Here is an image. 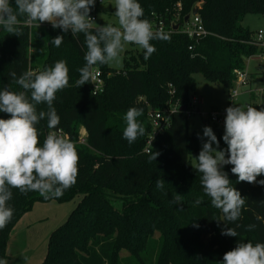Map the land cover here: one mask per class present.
Returning <instances> with one entry per match:
<instances>
[{
  "label": "trees",
  "instance_id": "1",
  "mask_svg": "<svg viewBox=\"0 0 264 264\" xmlns=\"http://www.w3.org/2000/svg\"><path fill=\"white\" fill-rule=\"evenodd\" d=\"M144 17L151 23L162 19L169 41H152L156 52L144 60L143 50L126 58L123 68L98 66L105 81L102 93L94 94L92 82L75 87L78 69L86 63L84 36L78 37L53 29L49 23L24 28V35L7 34L0 27V88L20 90L12 81L27 70H38L65 60L69 69V87L56 94L53 106L60 116L58 129L77 139L78 123L86 132L87 146H76L79 174L76 183L60 198L44 199L36 192L21 194L12 189L8 202L14 209L11 221L0 229V260L7 258V243L21 217L37 201L67 202L78 198L66 222L52 232L46 256L41 264H222L223 255L239 242L264 243V185L237 182L226 165L232 186L246 198L236 237L222 235V213L211 206L195 170L192 156H198L201 139L189 131L191 99L197 90L196 75L213 84L234 88L237 72L246 69L247 60L258 53L254 33L243 26L248 14L264 15V0H138ZM181 2V9L177 8ZM15 7L14 0H11ZM208 34L190 38L182 32L185 17L196 4ZM97 6L92 9L94 14ZM154 13V14H153ZM172 27V26H171ZM64 36L59 48L50 41ZM262 72V71H260ZM262 74V73H260ZM250 84L254 74L250 73ZM253 96V95H252ZM254 98V96H253ZM187 106L173 113L171 125L155 136L150 152L145 151L152 133L149 113L174 105ZM260 110L262 105L248 104ZM44 108L46 106H38ZM143 110L138 117L145 135L129 144L123 138L126 111ZM0 118H8L0 113ZM221 148L223 132L218 125ZM40 143L50 131L46 121L37 125ZM57 129V130H58ZM158 152L154 161L151 153ZM165 181L163 190L156 181ZM264 175L257 177V181ZM176 194L182 196L174 203ZM203 196L200 205L195 204ZM256 227L249 231L248 226ZM123 252H126L124 255Z\"/></svg>",
  "mask_w": 264,
  "mask_h": 264
},
{
  "label": "clouds",
  "instance_id": "2",
  "mask_svg": "<svg viewBox=\"0 0 264 264\" xmlns=\"http://www.w3.org/2000/svg\"><path fill=\"white\" fill-rule=\"evenodd\" d=\"M0 0V27L10 35H24V28L49 23L53 29L72 36H84L87 51L85 64L78 69L79 78L75 87L95 80L98 66H120L122 53L128 45H136L149 60L156 52L152 41H169L170 36L162 29L154 30L153 24L144 17V9L138 0H115L114 15L117 25H97L90 15L96 0ZM154 14V13H153ZM64 42L63 35H57L50 43L59 48ZM20 90L0 88V229L11 221L14 209L9 205L12 189L21 194L36 192L44 199L60 198L71 188L79 174L77 148L66 135L57 131L60 116L53 106L56 94L69 87V69L65 60L38 70H27L17 76L9 74ZM46 107L40 108L38 106ZM224 134L226 145L221 148L210 126L203 128L198 138L202 147L195 158V170L201 174L200 183L211 206L222 213L225 225L231 222L235 227L225 226L221 234L236 237L240 233L237 221L241 219L246 198L232 186L229 175L224 171L231 165V173L237 182L264 185V108L257 110L251 105L229 106L226 108ZM143 110L131 107L123 119V138L129 144L145 135V127L138 117ZM46 121L50 130L43 143L37 125ZM206 138V139H205ZM158 152L151 153L154 161ZM165 181L158 179L156 187L163 190ZM174 203L180 204L182 196L176 194ZM203 202V196L195 200ZM255 225H249L251 231ZM0 264H7L0 260ZM222 264H264V243L239 242L236 247L223 255Z\"/></svg>",
  "mask_w": 264,
  "mask_h": 264
},
{
  "label": "rangeland",
  "instance_id": "3",
  "mask_svg": "<svg viewBox=\"0 0 264 264\" xmlns=\"http://www.w3.org/2000/svg\"><path fill=\"white\" fill-rule=\"evenodd\" d=\"M115 0H104L103 3L96 4L94 11L97 25L111 23L117 25V18L114 15ZM243 26L253 32L264 29V15L248 14L242 22ZM254 35V34H253ZM141 49L136 45H128L122 53V64L120 66H111L116 69L124 67L125 60L129 55L135 54ZM264 71V60L259 57L249 58L246 63V71L254 74V82L250 85L242 84L235 88L239 95L232 99V90H228L220 84H213L206 80L203 75L197 74V90L193 96L202 100L189 116L188 126L191 133L199 136L203 135V128L210 126L218 138V131L202 117V113L210 110L219 112L225 111L229 106L248 105L252 102L262 105L264 96V82L261 80L260 71ZM253 91H251L250 90ZM254 98H253V96ZM224 134V125L220 126ZM74 129L83 132L78 123L74 124ZM206 139V138H205ZM202 141L200 143V150ZM195 155L192 160L196 163ZM78 198L58 202L56 200L37 201L33 209L25 213L19 220L16 228L10 235L7 243V264H41L46 256L50 235L54 230L63 225L71 211L76 207ZM126 255V252H123Z\"/></svg>",
  "mask_w": 264,
  "mask_h": 264
},
{
  "label": "built area",
  "instance_id": "4",
  "mask_svg": "<svg viewBox=\"0 0 264 264\" xmlns=\"http://www.w3.org/2000/svg\"><path fill=\"white\" fill-rule=\"evenodd\" d=\"M103 2L104 0H96V4H100ZM177 8L181 9V2H178ZM91 16L94 18V20L96 19L95 14H92ZM152 24H153L154 30L162 29L164 32L175 31V25H177L176 23H172V25L167 26L166 23L160 18L155 19ZM182 32L188 34L190 38H196V39L202 38L208 34V32L206 31L204 27L200 14H197L195 16L191 15L189 21L182 28ZM253 39H254L253 43L256 44L257 47L259 48L258 53H256L253 57L257 56L261 58L262 60H264V29H259L258 31H256L254 33ZM97 72H98V75L96 76L95 80L91 81L93 85L94 94L102 93L105 88V81L102 77L101 71L97 69ZM260 73H262L260 74L261 80L264 82V71L262 70V72ZM250 83H251L250 73H248L246 69L244 71H238L237 80L232 90L231 98L234 99L239 95V91L235 87L242 85V84L249 85ZM201 102L202 100L200 98H198L197 96H193L191 99L192 109H194ZM179 108H180V105L176 104L166 109L153 110L149 113V120L152 125V133L147 139V145L145 147L146 152H150V146L152 144L153 138L159 135L160 133L164 132L171 125L173 113L177 111ZM192 112L193 110H190V114ZM202 117L209 124L221 126V125H224L226 111L219 112L217 110H210L208 112L202 113ZM57 131H59L63 135H66L72 142H74L75 146H87L86 132L84 129L77 139L73 138V136L70 133L62 129H58Z\"/></svg>",
  "mask_w": 264,
  "mask_h": 264
},
{
  "label": "water",
  "instance_id": "5",
  "mask_svg": "<svg viewBox=\"0 0 264 264\" xmlns=\"http://www.w3.org/2000/svg\"><path fill=\"white\" fill-rule=\"evenodd\" d=\"M202 6H203V3L196 4L194 6V8L192 9L191 13L186 15L185 23H187L189 21L191 15L195 16V15L199 14L200 13V9L202 8ZM178 28H179V24L175 25V30H177ZM180 110L181 111H186L187 110V106L180 107Z\"/></svg>",
  "mask_w": 264,
  "mask_h": 264
}]
</instances>
